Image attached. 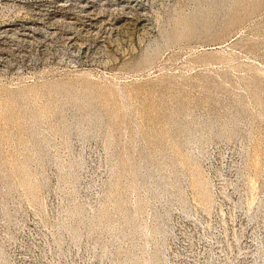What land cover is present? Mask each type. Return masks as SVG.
Here are the masks:
<instances>
[{
    "label": "rangeland",
    "instance_id": "374dc122",
    "mask_svg": "<svg viewBox=\"0 0 264 264\" xmlns=\"http://www.w3.org/2000/svg\"><path fill=\"white\" fill-rule=\"evenodd\" d=\"M218 1L0 0V264H264V0Z\"/></svg>",
    "mask_w": 264,
    "mask_h": 264
},
{
    "label": "bare ground",
    "instance_id": "6f19581e",
    "mask_svg": "<svg viewBox=\"0 0 264 264\" xmlns=\"http://www.w3.org/2000/svg\"><path fill=\"white\" fill-rule=\"evenodd\" d=\"M221 1H222V0H221ZM228 1H229V0H228ZM215 2H217V1H215ZM219 2H220V0L218 1V3H219ZM225 2H226V1H225ZM216 4H217V3H216ZM223 4H224V3H223ZM214 5H215V4H214ZM217 5H218V4H217ZM227 6H228V5H227ZM224 7H226L225 4H224ZM222 8H223V7H222ZM229 8H230V7H229ZM231 8H232V5H231ZM216 9H217V8H216ZM224 10H225V9H224ZM221 11H223V10H221ZM227 11H228V9H227ZM53 87H54V86H53ZM61 88H62V87H61ZM67 90H68V89H67ZM71 91H72V89H71ZM57 92H58V91H57ZM72 92H73V91H72ZM82 92L84 93V90H83ZM76 93H77V91H76ZM79 93H80V92H79ZM79 93H78V94H79ZM85 93H86V92H85ZM85 93H84V94H85ZM59 94H60V93H59ZM81 94H82V93H80V95H81ZM67 95H69V94H67ZM76 95H77V94H76ZM65 96H66V95H65ZM81 96H83V95H81ZM81 96H80V98H81ZM84 96H86V95H84ZM87 96H88V95H87ZM91 96H92V95H91ZM66 97H67V96H66ZM73 97H74V96H73ZM75 97H76V96H75ZM77 97H78V95H77ZM60 98H61V97H60ZM62 98H63V97H62ZM62 98H61V99H62ZM71 98H72V97H71ZM89 98H90V97H89ZM63 99H65V98H63ZM73 99H74V98H73ZM76 99H77V98H76ZM93 99H94V98H93ZM80 100H81V99H80ZM86 100H88V99H86ZM89 100H90V99H89ZM59 101H60V100H59ZM66 101H67V100H66ZM70 101H71V100H70ZM90 101H92V100H90ZM90 101H89V102H90ZM60 102H61V101H60ZM63 102H64V100H63ZM67 102H68V101H67ZM71 102H72V101H71ZM76 102H78V101H76ZM76 102H73V103L76 104ZM85 102H86V101H85ZM89 102H88V103H89ZM73 103H72V104H73ZM86 103H87V102H86ZM86 103H85V105H86ZM88 103H87V104H88ZM95 103H96V102H95ZM65 104H67V103L65 102ZM65 104H64V105H65ZM69 104H70V103H69ZM74 104H73V105H74ZM78 104H80V103H78ZM82 104H83V101H82ZM82 104H80V105L82 106ZM92 104H93V103H92ZM92 104H91V105H92ZM67 105H68V104H67ZM76 105H77V104H76ZM94 105H95V104H94ZM127 105H128V104H127ZM65 106H66V105H65ZM77 106H78V105H77ZM83 106H84V104H83ZM87 106L89 107V104H88ZM87 106H86V107H87ZM125 106H126V105H125ZM61 107H62V106H61ZM61 107H60V108H61ZM66 107H67V106H66ZM69 107H70V106H69ZM74 107H75V106H74ZM74 107H73V108H74ZM91 107H92V106H91ZM94 107H96V106H94ZM63 108H64V107H63ZM70 108H71V107H70ZM84 108H85V107H82V109H84ZM89 108H90V107H89ZM75 109H77V108L75 107ZM86 109H87V108H86ZM95 109H96V108H95ZM127 109H128V107H127ZM61 110H62V109H61ZM77 110H78V109H77ZM79 110H81V108H80ZM91 110H92V109H91ZM68 111H69V109H68ZM81 111H82V110H81ZM81 111H80V112H81ZM86 111H88V109H87ZM86 111H85V112H86ZM187 111H188V110H187ZM69 112H70V111H69ZM73 112H74V111H73ZM88 112H89V111H88ZM91 112H92V111H91ZM96 112H98V111H96ZM66 113H67V112H66ZM71 113H72V110H71ZM74 113H75V112H74ZM81 113H82V112H81ZM81 113H80V114H81ZM86 113H87V112H86ZM92 113H93V112H92ZM99 113H100V112H99ZM77 114H79V112H78ZM87 114H88V113H87ZM87 114H86V115H87ZM181 114H183V113H181ZM63 115H64V114H63ZM74 115H76V113H75ZM83 115H84V113H83ZM92 115H93V114H92ZM71 116H72V115H71ZM93 116H94V115H93ZM103 116H104V115H103ZM238 116H239V115H238ZM68 117H69V116H68ZM72 117H73V116H72ZM78 117H79V116H78ZM87 117H88V115H87ZM87 117H86V118H87ZM101 117H102V115L100 114V118H101ZM172 117H173V116H172ZM191 117H192V115H191ZM235 117H236V116H235ZM61 118H62V117H61ZM66 118H67V117H66ZM70 118H71V117H70ZM74 118H75V117H73V119H74ZM76 118H77V115H76ZM80 118H81V117H80ZM83 118H84V117L82 116V119H83ZM91 118H92V117H90L89 120H91ZM94 118H95V116H94ZM186 118H187V117H186ZM201 118H203V117H201ZM239 118H240V117H239ZM63 119H64V118H63ZM73 119H72V120H73ZM82 119H79V118H78V122H79V120L81 121ZM96 119H98V117L95 118V120H96ZM184 119H185V118H184ZM205 119H206V118H205ZM231 119H232V118H231ZM61 120H62V119H61ZM69 120H70V119H69ZM69 120H68V121H69ZM84 120H85V119H84ZM86 120H87V119H86ZM89 120H88V122H87V121H86V122L90 125V122H91L93 119H92L91 121H89ZM95 120H94V123H93V124H94V127H96L95 125L97 124V123L95 124ZM99 120H100V119H99ZM99 120H98V121H99ZM108 120H109V119H108ZM185 120H186V119H185ZM206 120H207V119H206ZM68 121H67L66 124H68ZM76 121H77V120H76ZM98 121H96V122H98ZM100 121H101V120H100ZM103 121H104V120H103ZM179 121H180V120H179ZM194 121H195V120H194ZM198 121H199V120H198ZM214 121H215V120H214ZM214 121H213V122H214ZM59 122H60V121H59ZM69 122L71 123L72 121H69ZM92 122H93V121H92ZM92 122H91V124H92ZM181 122H182V121H181ZM191 122H192V120H191ZM206 122H207V121H206ZM234 122H235V120H234ZM82 123H83V122H82ZM82 123H81V125H83ZM105 123H106V122H105ZM105 123H104V125H105ZM187 123H188V122H187ZM201 123H202V122H201ZM79 124H80V122H79ZM88 124L86 125V127H87V128H90ZM101 124H103V123L101 122ZM101 124H100V125H101ZM129 124H130V123H129ZM176 124H177V123H176ZM196 124H199V123L196 122ZM203 124H204V123H203ZM231 124H232V122H231ZM62 125H65V123L62 124ZM70 125H72V124H70ZM84 125H85V121H84ZM97 125H99V124H97ZM106 125H107V124H106ZM178 125H179V124H178ZM178 125H177V127H178ZM180 125H181V124H180ZM180 125H179V126H180ZM183 125H184V122H183ZM183 125H182V126H183ZM185 125H186V124H185ZM194 125H195V124H194ZM199 125H200V124H199ZM199 125H198V127H200ZM233 125H234V124H233ZM73 126H74V125H73ZM118 126H119V125H118ZM138 126H139V125H138ZM205 126H206V125H205ZM66 127H67V126H66ZM71 127H72V126H71ZM76 127H77V126H76ZM101 127H102V126H101ZM101 127H100V128H101ZM107 127H108V126H107ZM119 127H120V126H119ZM183 127H184V126H183ZM198 127H197V129H199ZM213 127H214V126H213ZM230 127H231V126H230ZM77 128H78V127H77ZM82 128H83V126H82ZM87 128H84V129H82V130L85 131V129H87ZM103 128H104V127H103ZM103 128H102V129H103ZM178 128H179V127H178ZM186 128H187V127H186ZM205 128L207 129V127H205ZM205 128H204V130H205ZM62 129H63V128H62ZM62 129H61V130H62ZM65 129H66V132L69 133L68 130L71 129V128H70V126H68V130H67V128H65ZM65 129H64V130H65ZM97 129L99 130V128H97ZM97 129H96V130H97ZM106 129H107V128H106ZM188 129H189V128H188ZM210 129H211V128H210ZM220 129H221V128H220ZM87 130H88V129H87ZM98 130H97V131H98ZM183 130H184V129H183ZM183 130H182V131H183ZM186 130H187V129H186ZM189 130H190V129H189ZM191 130H192V129H191ZM191 130H190V131H191ZM193 130H194V129H193ZM215 130H217V129H215ZM215 130H214V131H215ZM232 130H233V128H232ZM71 131H72V129H71ZM71 131H70V132H71ZM80 131H81V130H80V128H79V132H80ZM90 131H91V130L89 129V133H88L89 135H90ZM92 131H93V130H92ZM92 131H91V132H92ZM102 131H103V130H102ZM176 131H177V130H176ZM182 131H181V132H182ZM202 131H203V130H202ZM223 131H224V130H223ZM236 131H237V130H236ZM62 132H63V131H62ZM74 132H76V131L74 130ZM95 132H96V131H95ZM107 132H108V131H107ZM107 132H106V133H107ZM134 132H136V131H134ZM137 132H139V131H137ZM177 132H179L178 135H179V134H180V135L182 134V133H180V131H177ZM177 132H176V133H177ZM200 132H201V131H200ZM200 132H199V133H200ZM203 132H204V131H203ZM203 132H202V133H203ZM215 132H216V131H215ZM215 132H214V133H215ZM221 132H222V131H221ZM228 132H229V131H228ZM68 133H67V134H68ZM72 133H73V132H72ZM80 133H81V132H80ZM80 133H79V134H80ZM98 133H100V131H98ZM132 133H133V132H132ZM189 133H190V132H189ZM208 133L210 134L209 131H208ZM224 133H226V132H224ZM224 133H223V134H224ZM231 133H232V132H231ZM63 134H64V132H63ZM67 134H66V135L64 134V135L67 136ZM75 134H76V133H75ZM77 134H78V133H77ZM91 134H92V133H91ZM96 134H97V133H96ZM96 134L94 133V135H96ZM101 134H102V133H101ZM107 134H108V133H107ZM107 134H106V135H107ZM135 134H136V133H135ZM200 134H201V133H200ZM216 134H217V133H216ZM218 134L220 135L219 132H218ZM228 134H229V133H228ZM237 134H238V133H237ZM69 135L71 136V134H68V136H69ZM81 135H82V134H81ZM89 135H88V136H89ZM106 135H105V136H106ZM137 135H138V134H137ZM182 135H183V134H182ZM194 135H196V132L194 133ZM207 135H208V134H207ZM214 135H215V134H214ZM68 136H67V137H68ZM83 136H84V133H83ZM86 136H87V134H86ZM86 136H85V137H86ZM96 136H97V135H96ZM98 136H99V135H98ZM111 136H112V135H110V137H111ZM113 136H114V135H113ZM113 136H112V137H113ZM132 136H133V135H132ZM192 136H193V135H192ZM201 136H202V135H201ZM217 136H218V135H217ZM221 136H224V135H221ZM231 136H232V135H231ZM67 137H66V138H67ZM91 137H92V136H91ZM134 137H135V136H134ZM197 137H198V136H197ZM209 137H210V135H209ZM214 137H215V136H214ZM214 137H213V138H214ZM224 137H225V136H224ZM232 137H233V136H232ZM68 138H69V137H68ZM68 138H67V139H68ZM87 138H90V136L87 137ZM93 138H94V137H93ZM99 138H100V137H99ZM105 138H106V137H105ZM181 138H182V137H181ZM185 138H186V136H185ZM189 138L192 139V138H191V134H190ZM189 138H188V139H189ZM194 138H195V137H193L192 141H195V142L197 143L198 140H194ZM203 138H205V137H203ZM203 138H201V139H203ZM215 138H216V137H215ZM219 138H220V136H219ZM221 138H222V137H221ZM225 138H226V137H225ZM110 139H111V138H110ZM136 139H137V138H136ZM183 139H184V138H183ZM196 139H197V138H196ZM207 139H208V138H207ZM231 139H232V138H231ZM86 140H87V139H86ZM104 140H105V139H104ZM184 140H185V139H184ZM65 141H67V140H65ZM112 141H113V139H112ZM112 141H110V142H112ZM135 141H136V140H135ZM139 141H140V140H139ZM192 141L189 140V142H192ZM205 141H206V140H205ZM207 141H209V140H207ZM68 142H69V141H68ZM84 142H85V141H84ZM114 142H115V139H114ZM117 142H118V141H117ZM137 142H138V141H137ZM185 142H188V141H185ZM195 142H194V143H195ZM203 142H204V141H203ZM210 142H212V141H210ZM65 143H66V142H65ZM115 143H116V142H115ZM138 143H139V142H138ZM138 143H137V144H138ZM199 143L202 144L201 141H199ZM38 144H39V143H38ZM111 144H112V143H111ZM132 144H133V143H132ZM135 144H136V143H135ZM140 144H141V142H140L138 145H140ZM142 144H143V143H142ZM184 144H185V143H184ZM187 144H188V143H187ZM207 144H208V143H207ZM41 145H42V144H41ZM69 145H70V144H69ZM133 145H134V144H133ZM138 145H137V146H138ZM185 145H186V144H185ZM188 145H190V144H188ZM191 145H192V144H191ZM193 145L195 146V144H193ZM193 145H192V146H193ZM203 145H204V144H203ZM205 145H206V144H205ZM140 146H141V145H140ZM197 146H198V143H197ZM68 147H69V146H68ZM71 147H72V146H71ZM115 147H116V146H115ZM131 147H133V146H131ZM142 147H143V146H142ZM145 147H146V146H145ZM185 147H187V146H185ZM202 147H203V146H202ZM202 147H201V148H202ZM117 148H118V147H117ZM140 148H141V147H140ZM140 148H139V149H140ZM191 148H192V147H191ZM194 148H195V147H194ZM194 148H193V149H194ZM201 148H200V149H201ZM45 149H46V148H45ZM141 149H142V148H141ZM141 149H140L139 151H141ZM143 149H144V147H143ZM143 149H142V150H143ZM195 149H196V148H195ZM134 150H135V149H134ZM137 150H138V149H137ZM148 150H149V149H148ZM186 150H187V149H186ZM195 151H196V150H195ZM197 151H198V150H197ZM44 152H45V151H44ZM127 152H128V151H127ZM148 152H150V151H148ZM148 152H147V153H148ZM198 152H199V151H198ZM198 152H197V153H198ZM201 152H202V151H201ZM128 153H129V152H128ZM131 153H132V152H131ZM133 153H134V152H133ZM141 153H143V152H141ZM141 153L139 152V154H141ZM125 154H127V153H125ZM139 154H138V155H139ZM145 154H146V153H145ZM149 154H150V153H149ZM190 154H192V153H190ZM75 155H76V154H75ZM120 155H121V154H120ZM46 156H47V155H46ZM77 156H80V155H77ZM124 156H125V155H124ZM131 156H132V155H131ZM131 156H129V157H131ZM44 157H45V155H44ZM127 157H128V156H127ZM141 157H142V156H141ZM146 157L148 158V154H147ZM42 158H43V157H42ZM47 158H48V157H47ZM72 158H75V156L72 157ZM72 158H71V160H72V161H75V160L72 159ZM76 158H77V157H76ZM138 158H140V156H139ZM197 158H198V157H197ZM78 159H79V158H78ZM154 159H155V158H154ZM127 160H128V158H127ZM127 160H125V161H127ZM134 160H135V159H134ZM145 160H146V159H145ZM148 160H150V159H148ZM45 161H46V160H45ZM76 161H77V160H76ZM76 161H75V162H76ZM151 161H152V160H151ZM154 161H156V160H153V164H154ZM70 162H71V161H70ZM78 162H79V161H78ZM78 162H77V163H78ZM82 162H83V160H82ZM122 162H123V161H122ZM130 162H131V161H130ZM130 162L128 161V164H129ZM134 162H136V161H134ZM141 162H143V160H142ZM156 162H157V161H156ZM73 163H74V162H73ZM80 163H81V162H80ZM131 163H132V162H131ZM150 163H152V162H150ZM43 164H44V163H43ZM81 164H82V163H81ZM81 164H80V165H81ZM44 165H45V164H44ZM72 165H73V164H72ZM76 165L79 166V163L76 164ZM131 165H132V164H131ZM134 165H135V164H134ZM141 165H143V163H141ZM145 165H147V164H145ZM172 165H173V164H172ZM78 166H76V167L78 168ZM120 166H122V165L120 164ZM127 166H129V165H127ZM136 166H137V164H136ZM139 166H140V165H139ZM143 166H144V165H143ZM154 166H155V164H154ZM156 166H157V164H156ZM156 166H155V167H156ZM72 167H73V166H72ZM140 167H141V166H140ZM140 167H139V168H140ZM147 167H148V166H147ZM150 167H151V166H150ZM152 167H153V166H152ZM77 168H76V169H77ZM80 168H81V167H80ZM123 168H124V167H123ZM123 168H122V169H123ZM125 168H126V167H125ZM128 168H129V167H128ZM128 168H127V169H128ZM143 168H144V167H143ZM144 169H146V168H144ZM153 169H154V168H153ZM156 169H157V172H158V167H157ZM159 169H160V168H159ZM131 170H132V169H131ZM134 170H136V168H135ZM141 170H142V169H141ZM150 170H151V169H150ZM150 170H149V171H150ZM153 171H154V170H153ZM74 172H75V171H74ZM78 172H79V171H78ZM132 172H133V171H131V173H132ZM134 172H135V173L133 174L134 176H136L137 173H139L138 171H134ZM143 172H144V171H143ZM146 172H147V171H146ZM157 172H156V173H157ZM148 173H149V172H148ZM161 173H162V172H161ZM140 174H141V173H140ZM140 174H139V175H140ZM149 174H150V173H149ZM175 174H179V173H173L174 176H175ZM130 175H131V174H130ZM151 175H152V174H151ZM134 176H133V178H134ZM141 176H143V175H141ZM152 176H153V175H152ZM155 176H156V174H155ZM159 176H160V173H159ZM167 176H168V175H167ZM171 176H172V175H170V177H171ZM176 176H177V175H176ZM176 176H175V177H176ZM178 176H180V175H178ZM178 176H177V179H178ZM145 177H146V176H145ZM130 178H131V177H130ZM140 178H142V177H140ZM148 178H150V177H148ZM157 178H158V177H157ZM162 178H163V177H162ZM168 178H169V177H168ZM168 178L165 177V180H167ZM127 179H128V178H127ZM160 179H161V178H160ZM163 179H164V178H163ZM177 179L175 180V178H174V179H172V181L175 180L174 182H176ZM138 180H139V179H138ZM138 180H136V181H138ZM142 180H143V179H142ZM146 180H148V179L146 178ZM157 180H158V179H156V181H157ZM168 180H169V179H168ZM168 180H167V182H168ZM131 181H132V180H131ZM150 181H151V180H150ZM159 181H160V180H159ZM141 182H142V181H141ZM153 182H154V180H153ZM160 182H161V181H160ZM162 182H163V181H162ZM178 182H179V180H178ZM132 183H133V181H132ZM136 183H137V182H136ZM148 183H150V182H148ZM148 183H146V184H148ZM151 183H152V182H151ZM151 183H150V184H151ZM154 183H155V182H154ZM157 183H158V182H157ZM172 183H173V182H172ZM172 183H171V184H172ZM130 184H131V183H130ZM142 184H143V183H142ZM158 184L160 185V183H158ZM162 184H163V183H162ZM165 184H166V182H165ZM171 184H168V185H171ZM135 185H137V184H135ZM163 185H164V184H163ZM172 185H173V184H172ZM178 185H179V184H178ZM133 186H134V185H133ZM133 186H132V187H133ZM143 186H144V185H143ZM146 186H147V185H146ZM150 186H151V185H150ZM150 186H149V187H150ZM174 186H176V184H174ZM174 186H172V187H174ZM141 187H142V186H141ZM164 187H165V186H163L162 188H164ZM177 187H178V186H177ZM177 187H175V188H177ZM180 187H181V186H179V189H180ZM133 188H134V191H135V186H134ZM138 188H139V187H138ZM146 188H147V187H146ZM150 188L152 189V187H150ZM157 188H158V186H157ZM165 188H166V187H165ZM169 188H170V187H168V189H169ZM143 189H144V188H143ZM166 189H167V188H166ZM171 189H172V188H171ZM0 190H1V189H0ZM8 190H9V189H8ZM158 190H159V189H158ZM176 190H177V189H176ZM153 191H154V190H153ZM159 191L161 192V190H159ZM162 191H163V190H162ZM164 191H165V193H167V192H166L167 190L164 189ZM169 191H170V190H169ZM169 191H168V193H169ZM174 191H175V189H174ZM179 191H180V190H179ZM140 192H141V191H140ZM143 192H147V191H145V189H144ZM155 192H158V191L155 190ZM155 192H154V193H155ZM160 192H159V194H160ZM8 193H9V192H8ZM12 193H13V192H12ZM154 193H153V194H154ZM177 193H178V195H179L180 193H183V192H180V193L177 192ZM177 193H176V194H177ZM140 194H141V193H140ZM140 194H138V195H140ZM153 194H152V195H153ZM155 194H156V193H155ZM157 194H158V193H157ZM157 194H156V195H157ZM162 194H163V193H162ZM162 194L159 195V196L157 195V196L160 197V196H162ZM170 194H172V193H170ZM170 194H168L167 197H168V196H171ZM174 195H175V194H174ZM157 196H156V197H157ZM147 197H148V196H147ZM150 197H151V196H150ZM153 197H154V196H153ZM171 197H172V196H171ZM140 198H141V197H140ZM160 198H161V197H160ZM162 198H163V197H162ZM162 198H161V199L156 198V200L158 199V200L161 201V200H163ZM173 198H174V196H173ZM179 198H180V197H179ZM181 198H182V197H181ZM141 199H142V198H141ZM143 199H144V198H143ZM147 199H148V198H147ZM149 199H150V198H149ZM149 199H148V200H149ZM151 199H153V198H151ZM154 199H155V198H154ZM168 199H169V198H168ZM175 199H176V198H175ZM175 199L173 200V202L176 201ZM177 199H178V198H177ZM138 200H139V197H138ZM169 200H170V199H169ZM169 200H168V202H169ZM3 201H4V200H3ZM140 201H141V200H140ZM144 201H146V196H145V200H144ZM163 201H165V200H163ZM178 201H180V200H178ZM182 201H183V200H181V202H182ZM138 202H139V201H138ZM138 202H137V203H138ZM152 202H153V200H152ZM154 202H155V201H154ZM158 202H159V201H158ZM165 202H166V201H165ZM176 202H177V201H176ZM184 202H185V200H184ZM1 203H2V202H1ZM139 203H140V202H139ZM144 203H145V202H144ZM156 203H157V202H155L154 204H156ZM159 203H160V202H159ZM162 203H163V202H162ZM166 203H167V202H166ZM166 203H165L164 205H167ZM169 203H170V202H169ZM174 203H175V202H174ZM177 203H178V202H177ZM147 204H148V203H147ZM160 204H161V203H160ZM170 204H171V203H170ZM170 204H169V205H170ZM185 204H186V203H185ZM136 205H137V204H136ZM138 205H139V204H138ZM138 205H137V206H138ZM148 205H150V204H148ZM152 205H153V204H152ZM156 205H158V204H156ZM172 205H173V204H172ZM172 205H171V206H172ZM174 205H175V204H174ZM137 206H136V207H137ZM145 206H146V205H145ZM184 206H185V205H184ZM172 207H173V206H172ZM185 207H186V206H185ZM137 208H138V207H137ZM142 208H143V206H142ZM144 208H145V207H144ZM144 208H143V209H144ZM147 208H148V206H147ZM154 208L157 209V207H154ZM186 208H187V207H186ZM186 208H185L184 211H186ZM135 209H136V208H135ZM138 210H139V208L137 209V212H138ZM145 210H146V209H145ZM158 210H160V209H158ZM167 210H168V209H166V211H167ZM171 210H172V209H171ZM164 211H165V210H164ZM8 212H9V211H8ZM139 212H140V210H139ZM142 212H143V211H141V213H142ZM144 212H145V211H144ZM155 212H157V211L155 210ZM170 212H171V211H170ZM158 213H159V211H158ZM160 213H161V212H160ZM160 213H159V214H160ZM164 213H165V212H164ZM164 213H163V214H164ZM136 214H137V213H136ZM143 214H144V213H143ZM143 214H142V215H143ZM8 215H9V214H8ZM140 215H141V214H140ZM142 215H141V216H142ZM137 216H138V215H137ZM143 216H144V215H143ZM156 216H157V215H155V217H156ZM159 216H160V215H158L157 218H159ZM166 216H167V215H166ZM8 217H9V216H8ZM138 217H140V216H138ZM138 217H137V219H138ZM168 217H169V216H168ZM141 218H142V217H141ZM141 218H140V219H141ZM157 218H156V220H158ZM163 218H164V217H163ZM163 218H161V219H163ZM140 219H139V220H140ZM133 220H135V219H133ZM159 220H160V219H159ZM166 220H167V219H166ZM166 220H165V221H166ZM129 221H131V220H129ZM157 222H158V221H157ZM163 222H164V221L162 220V223H163ZM135 223H138V222L135 221ZM140 223H141V222H139V225H140ZM133 224H134V223H133ZM141 224H142V223H141ZM157 224H158V223H157ZM160 224H161V221H160ZM163 224H164V223H163ZM134 225H136V224H134ZM134 225H133V226H134ZM137 226H138V225H137ZM137 226H136V228H137ZM138 227H139V226H138ZM156 227H157V226H156ZM163 227H164V226H163ZM165 227H166V225H165ZM132 228L135 229L134 227H132ZM160 228H161V226H160ZM164 229H165V228H164ZM135 230H136V229H135ZM130 231H131V230H130ZM130 231H129V232H130ZM158 231H160V230L158 229ZM131 232H133V231H131ZM134 232H135V231H134ZM136 232H137V231H136ZM160 232H161V231H160ZM163 232H164V231H163ZM160 241H161V240H160ZM159 250H160V249H159ZM160 253H161V251L158 253V255H160ZM161 254H162V253H161ZM155 257H158L157 254H156ZM156 260H157V259L155 258V261H154V262H156ZM160 260H161V259H160ZM158 263H159V262H158Z\"/></svg>",
    "mask_w": 264,
    "mask_h": 264
}]
</instances>
